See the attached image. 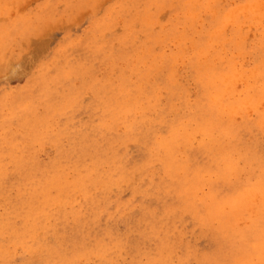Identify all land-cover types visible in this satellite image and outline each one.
Masks as SVG:
<instances>
[{
    "label": "rangeland",
    "instance_id": "374dc122",
    "mask_svg": "<svg viewBox=\"0 0 264 264\" xmlns=\"http://www.w3.org/2000/svg\"><path fill=\"white\" fill-rule=\"evenodd\" d=\"M263 3L0 0V264H264Z\"/></svg>",
    "mask_w": 264,
    "mask_h": 264
},
{
    "label": "bare ground",
    "instance_id": "6f19581e",
    "mask_svg": "<svg viewBox=\"0 0 264 264\" xmlns=\"http://www.w3.org/2000/svg\"><path fill=\"white\" fill-rule=\"evenodd\" d=\"M154 1H156V0H154ZM255 1V0H254ZM262 2V1H261ZM263 2H264V0H263ZM257 3H259L258 1H257ZM9 4V3H8ZM173 4V3H172ZM253 4V3H252ZM264 4V3H263ZM263 4H262V6H263ZM159 5V4H158ZM248 5V4H247ZM246 5V6H247ZM254 5V4H253ZM259 5V4H258ZM245 6V7H246ZM97 7V6H96ZM208 7V6H207ZM255 8H256V6H255ZM260 8V7H259ZM258 8V9H259ZM147 10V9H146ZM252 13V12H251ZM240 14V13H239ZM153 15V14H152ZM153 17V16H152ZM203 18V17H202ZM148 22V21H147ZM157 28V27H156ZM145 30V29H144ZM220 31V30H219ZM244 39V38H243ZM96 40V39H95ZM237 42V41H236ZM238 44V43H237ZM43 49V48H42ZM39 50V49H38ZM223 51V50H222ZM212 53V52H211ZM228 54V53H227ZM143 55V54H142ZM224 55V54H223ZM212 58H214L213 56H212ZM224 59V58H223ZM212 60V59H211ZM221 60V59H220ZM200 63V62H199ZM239 66V65H238ZM103 67V66H102ZM254 72V71H253ZM229 76V75H228ZM232 76V75H231ZM213 82V81H212ZM219 82V81H218ZM216 83H217V81H216ZM220 83V82H219ZM224 83V82H223ZM213 84H214V82H213ZM219 95V94H218ZM216 98V97H215ZM211 100H213V99H211ZM262 106V105H261ZM230 108V107H229ZM226 110V109H225ZM262 110V109H261ZM250 112V111H249ZM223 119V118H222ZM168 123V122H167ZM125 133V132H124ZM202 135V134H201ZM188 137V136H187ZM190 137V136H189ZM198 137V136H197ZM163 138V137H162ZM191 138V137H190ZM159 143V142H158ZM187 143H188V141H187ZM210 144H212V143H209V145ZM204 148V147H203ZM209 149V148H208ZM180 151V150H179ZM182 151V150H181ZM219 151V150H218ZM213 154V153H212ZM235 158V157H234ZM120 163V162H119ZM236 164V163H235ZM188 165V164H187ZM230 165L231 164H229V166L228 167H230ZM232 166V165H231ZM234 166V165H233ZM232 168V167H231ZM228 169V168H227ZM182 170V169H181ZM228 171V170H227ZM231 171V170H230ZM229 171V172H230ZM235 171V170H234ZM210 175V174H209ZM179 176H181V175H179ZM74 191V190H73ZM193 192V191H192ZM252 195V194H251ZM253 196V195H252ZM248 197V196H247ZM254 197H255V195H254ZM261 198H264V197H261ZM187 199V198H186ZM245 199H249V197L248 198H245ZM257 199H259V197L258 198H256V200L255 201H257ZM240 201V200H239ZM73 202V201H72ZM241 203H242V201H241ZM255 203V202H254ZM262 203H263V199H262ZM243 204V203H242ZM246 204V203H245ZM256 204H258V203H256ZM246 205H248V204H246ZM250 205V204H249ZM262 207H264V206H262ZM252 208H253V206H252ZM222 209V208H221ZM254 210H255V208H253ZM247 210V209H246ZM249 210V209H248ZM54 211V210H53ZM250 211V210H249ZM249 211H247V212H249ZM261 211V210H260ZM263 211V210H262Z\"/></svg>",
    "mask_w": 264,
    "mask_h": 264
}]
</instances>
